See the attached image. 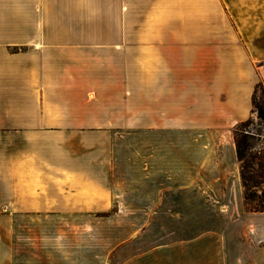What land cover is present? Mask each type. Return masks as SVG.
<instances>
[{"label":"crops","instance_id":"1","mask_svg":"<svg viewBox=\"0 0 264 264\" xmlns=\"http://www.w3.org/2000/svg\"><path fill=\"white\" fill-rule=\"evenodd\" d=\"M261 81L264 0H0V264H264Z\"/></svg>","mask_w":264,"mask_h":264},{"label":"trees","instance_id":"2","mask_svg":"<svg viewBox=\"0 0 264 264\" xmlns=\"http://www.w3.org/2000/svg\"><path fill=\"white\" fill-rule=\"evenodd\" d=\"M253 112H257L261 120H264V83L256 85L253 94ZM252 117V116H251ZM240 122L234 131L237 154L240 166L241 180L244 187V198L247 209L251 211H264V190L259 195L252 188L264 185V148L253 152L255 148V133L250 130L254 121L252 118ZM258 135H261L258 132Z\"/></svg>","mask_w":264,"mask_h":264},{"label":"rangeland","instance_id":"3","mask_svg":"<svg viewBox=\"0 0 264 264\" xmlns=\"http://www.w3.org/2000/svg\"><path fill=\"white\" fill-rule=\"evenodd\" d=\"M253 113L254 114L251 118L253 119L254 123L250 127V130L256 134L255 139L253 140V142H255V148L253 149V152H258L260 148H264V120H261L259 118L257 112H253ZM258 132H260L261 135H258ZM240 166H241V163H240ZM252 189L257 191L258 194L261 195L262 191L264 190V185H260L259 187L252 188Z\"/></svg>","mask_w":264,"mask_h":264}]
</instances>
